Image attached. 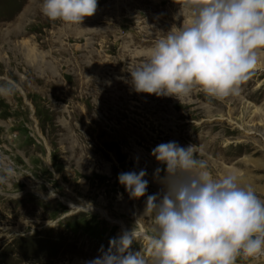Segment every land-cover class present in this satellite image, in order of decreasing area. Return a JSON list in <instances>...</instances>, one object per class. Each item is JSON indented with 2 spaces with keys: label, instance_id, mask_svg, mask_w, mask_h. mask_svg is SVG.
<instances>
[{
  "label": "rangeland",
  "instance_id": "374dc122",
  "mask_svg": "<svg viewBox=\"0 0 264 264\" xmlns=\"http://www.w3.org/2000/svg\"><path fill=\"white\" fill-rule=\"evenodd\" d=\"M42 2L0 0V84L17 86L0 98V264H88L122 234L116 221L153 236L161 143L194 146L213 178L234 174L264 200V50L237 95L137 93L130 73L191 24L185 0H98L81 26L48 19ZM141 169L147 192L131 199L118 175ZM130 250L152 264L145 240Z\"/></svg>",
  "mask_w": 264,
  "mask_h": 264
},
{
  "label": "clouds",
  "instance_id": "9594fccd",
  "mask_svg": "<svg viewBox=\"0 0 264 264\" xmlns=\"http://www.w3.org/2000/svg\"><path fill=\"white\" fill-rule=\"evenodd\" d=\"M184 6L193 10L191 24L156 41L146 62L130 73L134 90L177 98L198 86L217 99L239 94L264 50V0H185ZM97 7L98 0H43L42 13L81 26ZM16 89L0 84V98ZM152 155L165 166L161 191L145 202L155 234L146 236L133 226L88 264H146L140 252L130 250L139 240L149 241L152 264H236L237 257H264V200L250 186L234 174L213 178L192 145L161 143ZM160 172L157 168L156 175ZM146 175L143 169L121 172L118 182L131 199H139L147 192Z\"/></svg>",
  "mask_w": 264,
  "mask_h": 264
},
{
  "label": "bare ground",
  "instance_id": "6f19581e",
  "mask_svg": "<svg viewBox=\"0 0 264 264\" xmlns=\"http://www.w3.org/2000/svg\"><path fill=\"white\" fill-rule=\"evenodd\" d=\"M258 65V64H257ZM256 65V66H257ZM258 67V66H257ZM257 67H255V68H257ZM261 133V132H260ZM259 133V134H260ZM264 138V137H263ZM93 208V206H89V205H87L86 206V209H89V208ZM79 208H81V206L79 207ZM98 210H100V212L102 213V214H104V215H106V213L102 210V209H100V208H98ZM106 217H107V215H106ZM119 225H120V231H121V233H123L124 231H126L127 229L124 227V225H123V223L121 222V221H116ZM138 231H142L146 236H148L145 232H144V230H143V228L142 229H139ZM146 242H148L149 243V241L148 240H145ZM264 257H262V259H263Z\"/></svg>",
  "mask_w": 264,
  "mask_h": 264
}]
</instances>
